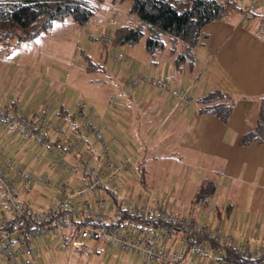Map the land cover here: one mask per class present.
<instances>
[{
	"label": "crops",
	"instance_id": "0c3cea01",
	"mask_svg": "<svg viewBox=\"0 0 264 264\" xmlns=\"http://www.w3.org/2000/svg\"><path fill=\"white\" fill-rule=\"evenodd\" d=\"M239 1L242 12H233L225 19L211 21L201 28L199 42L193 52V65L189 68L176 67L167 49L159 52L155 59L149 57L145 47L144 51H138L137 56L127 52L129 58L122 66L110 64L108 58L101 63L88 54L93 61L103 65L104 71L101 72L107 71L119 80L116 84L118 96H111L115 99L114 105L109 99L111 108L103 109L102 113L94 107L93 117L106 123L104 135L107 139L115 138L111 141L114 145V153L111 154L115 160L125 153L132 155V161L121 172L116 184L120 193L126 189L128 200L132 197L135 204L157 207L150 205L152 198L150 194H144L141 187L147 184V177L157 174L159 161L169 154L170 159H178L187 166L182 180L173 171L175 164H170L174 184L180 186L183 182L185 186L191 183L193 194L188 203L175 199L167 209L192 214L199 224L211 230L221 229L240 242L255 245L264 241V143L255 141L243 145L240 141L256 125L264 95V40L256 33L259 15H264V1L256 3L251 13H245L244 9L251 0ZM104 30L108 31V28ZM143 72L157 78L165 77L172 86L187 89L190 101L186 105H175L169 95H160L157 87L146 83L131 89L128 83ZM42 84L39 83L30 93L25 91L18 98L0 94V105L21 101L25 111L35 112L42 105L49 104L48 117L67 126L68 117L75 107H67L69 99L62 91L45 86L41 89ZM215 89L237 98L226 121L197 111V99ZM46 136L50 143L56 137L50 131ZM0 151L11 156L15 165L43 173L54 190V183L66 184L74 190L89 178L87 174L65 176L54 159L46 157L49 153L45 149L5 132L2 125ZM39 152L43 153V159L38 158ZM205 180L215 182V192L210 196L209 205L195 214V194ZM101 197H105L103 193ZM20 198L35 208H41L43 206H39L41 204L37 201H44L47 197L43 191L35 193L33 187H29L20 190ZM99 198L90 195L88 199L96 206ZM82 199L77 196L74 202L80 203ZM55 200L56 190L53 201L44 208ZM2 207L0 203V211ZM43 241L36 242V248L41 251L37 264H141L135 257L103 242H88L89 254L81 255L72 248L49 253ZM168 243L178 247L177 240L169 239Z\"/></svg>",
	"mask_w": 264,
	"mask_h": 264
},
{
	"label": "built area",
	"instance_id": "2783aa9c",
	"mask_svg": "<svg viewBox=\"0 0 264 264\" xmlns=\"http://www.w3.org/2000/svg\"><path fill=\"white\" fill-rule=\"evenodd\" d=\"M262 1L251 0L244 7L245 13ZM90 40L111 44V36L106 30L91 36ZM128 58L125 46L108 56L110 64H120ZM145 83L157 87L160 95H169L175 105H186L191 99L187 89L174 87L167 78H157L145 72L128 84L134 89ZM114 103L115 99L111 97L110 104ZM50 108L51 105L45 104L35 112L25 111L21 101L0 105V125L5 132L45 149L49 153L46 157L54 159L58 169L66 175L87 174L89 178L74 190L66 184L54 183L55 202L37 209L20 198V190L50 185L47 177L15 165L11 156L0 151V199L3 202L0 211V264H37L40 250L36 248V242L45 238L56 243L57 248L71 247L81 255L89 254L88 242H103L135 257L141 264H264V241L250 245L223 233L221 229L211 230L199 224L192 214L129 201L116 184L121 172L132 161V155L124 154L119 160L113 158L109 145L115 138L105 137L106 123L93 117L94 107L84 101L75 104V111L66 122L72 129L70 132L64 124L48 117ZM48 131L56 136L52 139L54 144L46 139ZM90 138H93L96 149L88 144ZM84 145L88 152L83 151ZM66 154H72L79 162L69 161ZM43 157L39 152L38 158ZM93 158L95 164L92 163ZM104 192L108 198L101 197ZM90 195L100 197L96 206L86 198ZM77 196L83 198L80 203L74 202ZM209 203L210 197L197 200L193 205L194 213ZM123 212L135 218L120 220ZM87 217L99 224L81 223ZM169 239L177 240L178 247H172ZM226 248H230L242 261L225 259Z\"/></svg>",
	"mask_w": 264,
	"mask_h": 264
},
{
	"label": "rangeland",
	"instance_id": "374dc122",
	"mask_svg": "<svg viewBox=\"0 0 264 264\" xmlns=\"http://www.w3.org/2000/svg\"><path fill=\"white\" fill-rule=\"evenodd\" d=\"M128 5L127 1L113 3V5L109 4V6L100 4L86 24L80 26L69 20L56 21L48 33L36 39L29 40L20 37L7 40L0 39V94L10 96L12 99L18 98L20 94H24L25 91L30 93L39 83H43L41 89L45 86V88L49 87L56 91H62L64 96L69 99L68 108L70 106L75 107V104L83 101L95 107L101 113L103 109L111 108L109 99L111 96H118L116 84L119 83V80H115L112 77L113 75L107 71L85 72V64L80 50L86 51L92 55L94 60L101 63H104L110 54H116L121 49L120 45L93 43L90 37L105 31V28H108L107 32L111 35L112 30L119 25L135 24L137 18L128 13L126 9ZM144 44L145 37L135 46H125V48L129 54L137 56L138 51H144ZM96 53L98 56H96ZM100 53L103 55L100 56ZM123 64H126V60H122L119 65L122 66ZM65 128L71 130V127L65 126ZM88 144L96 149L95 144L92 142ZM109 148L111 153H114L112 142ZM82 149L87 151L88 147L84 145ZM167 155L169 154H166L159 161L160 168H158L157 174L147 177V184H144L145 187H141L145 191L144 194H150L152 198L150 205L152 206L169 208L170 204L173 203L172 200L179 199V201L188 203L192 198L193 188L191 183L185 186H183V182L180 186L174 184L170 164H175L173 171L182 180L183 173L187 172V166L179 162L178 159H170ZM73 157L72 154L70 156L66 155L69 161H77ZM94 162L93 158L92 163L95 164ZM178 168L179 171H176ZM33 190L35 193L43 191L45 197H47L44 201H37L41 204L39 206H43L37 209H42L47 203L53 201L55 190L48 183L33 186ZM121 193L126 197V189ZM103 194L108 198L106 192ZM130 198L129 200L133 202L132 197ZM159 198L162 199L159 200ZM157 200L159 201L157 202ZM0 203L3 205L2 200H0ZM34 203L36 205V201ZM137 203L141 204V202ZM144 204L143 206H146ZM43 246L48 247L49 253L65 250L55 247L56 243L48 238L44 239Z\"/></svg>",
	"mask_w": 264,
	"mask_h": 264
},
{
	"label": "trees",
	"instance_id": "16d2710c",
	"mask_svg": "<svg viewBox=\"0 0 264 264\" xmlns=\"http://www.w3.org/2000/svg\"><path fill=\"white\" fill-rule=\"evenodd\" d=\"M124 1L129 3L128 13L138 22L117 26L110 35L111 44L132 47L145 37L149 57L155 59L159 52L167 49L179 69L193 65L194 48L205 24L223 20L233 12H242L239 0H0V39H36L48 33L56 21L69 20L81 26L90 20L98 5ZM259 17L256 33L264 40V15ZM80 52L86 72L104 71L103 65L93 61L86 51ZM236 100L232 94L215 89L197 99V111L226 121ZM255 141L264 143V95L258 121L242 136L240 143L246 145ZM215 187L213 180H205L194 200L210 197ZM129 217L134 216L123 212L120 220ZM81 223L99 224L88 217ZM224 258L242 261L230 248H226Z\"/></svg>",
	"mask_w": 264,
	"mask_h": 264
}]
</instances>
